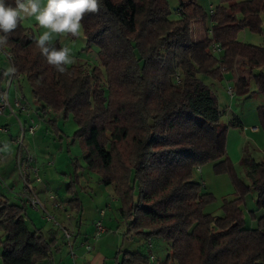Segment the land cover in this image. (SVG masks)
<instances>
[{
	"label": "trees",
	"instance_id": "obj_1",
	"mask_svg": "<svg viewBox=\"0 0 264 264\" xmlns=\"http://www.w3.org/2000/svg\"><path fill=\"white\" fill-rule=\"evenodd\" d=\"M262 11L264 0H218L211 12L197 0H177L173 9L167 0H101L100 12L81 22L85 45L97 47V64L65 65L62 73L47 63L22 21L1 46L41 113L71 114L86 168L119 200L124 237L163 240L166 260L174 264H264V160L244 157L248 184L237 177L225 142L228 127L241 121L232 115L220 124L223 112L203 80L219 78L222 68L237 69L233 90L250 93L253 79L264 97V47L237 39L241 29L260 31ZM197 21L207 24L201 38L191 32ZM213 42L221 55L210 52ZM257 116L264 128V103ZM206 163L227 173L234 187L233 198L222 201V215L204 211L214 197L193 179L194 169ZM69 187L67 202L79 213L80 197ZM249 191L261 211L251 228L241 209ZM0 232L2 264L54 258L56 228H30L23 205L1 193ZM120 253V264L149 262L141 249Z\"/></svg>",
	"mask_w": 264,
	"mask_h": 264
},
{
	"label": "rangeland",
	"instance_id": "obj_2",
	"mask_svg": "<svg viewBox=\"0 0 264 264\" xmlns=\"http://www.w3.org/2000/svg\"><path fill=\"white\" fill-rule=\"evenodd\" d=\"M197 1L204 10H208L209 4H212L213 6L218 4V0ZM167 2L171 9L177 6V0H167ZM46 3L47 0H41V7H44ZM174 17H176V15H174ZM21 21L28 29L30 35L37 39L44 31H47V29L40 27L34 16L24 18ZM196 27L197 24H193L192 28L196 29ZM193 29L192 33L194 35ZM237 39L242 42L264 47V11L261 13L260 31L254 32L249 29H241L237 33ZM55 41H58L63 47H67L69 49L70 56L74 60V63L72 64L81 62L82 58L87 59V62L90 65L97 64V47L94 45H85L82 29L80 30L78 37H73L70 34L53 33L50 44ZM83 63L86 64V62ZM8 68L9 61L5 55L1 53L0 72L1 70L7 72ZM237 72V69H225L222 71V77L219 79L215 80L213 78L203 77V80L213 89L217 100V106L219 110L223 112L220 117V124L226 125L232 117V112L240 117L243 122V128L241 129L228 127L225 150L234 166L237 177L244 183L248 184V178L245 176V172L240 164V159L242 156H245L252 157L255 161L264 160V128L260 125V121L257 116V107L264 103V97L257 92L253 79H250L249 82L250 93L241 95L233 91V96H229L226 93V89L227 87L234 89V79L237 76ZM20 83L22 86L21 92L24 96L23 99L22 95H20V99L24 102L30 112V116H26V119L34 120L36 124L35 135L37 134L38 137L42 139L40 140V143L43 146H46L47 149V157H43L42 159L40 158V160H43V163L46 164L45 159H50L48 161L50 163L48 168L49 171L52 172V175H45V173L41 171L40 175H42L43 183L50 186L54 194L60 196L61 199L67 196L68 193L66 188L68 185L72 190L80 189L79 184H81V180L84 178L90 182L89 186L93 188V190L97 187L98 189H101L102 184L99 185L97 182L99 176L86 168L84 160L86 149L83 141L73 136L76 125L71 114H67L64 117L62 113L55 112L50 108L46 109L45 113H41L40 109H38L39 104L35 101L32 95L27 79L22 77ZM1 84L3 83L1 82ZM252 127L256 128V130L252 129ZM13 130L15 131V127H13ZM249 131H256L257 133L251 134ZM1 141L3 143L1 142L0 148H3V150L0 151V191H7L3 181L7 182V176L13 174V172L16 173L14 160L15 151L11 149L7 141L3 139H1ZM38 168L41 169V166L39 165ZM44 172H47V170H44ZM18 177L17 173L14 174L15 179H18ZM193 179L200 181L202 190L210 192L214 197V200L205 206L204 211L213 215H222L223 212L221 204L223 199L230 200L234 196V187L230 176L227 173H215L213 171L212 164L206 163L194 169ZM82 197L86 208L84 210V214L80 215L81 224L79 227V233L83 234V236L85 235L91 237L92 234L89 229L95 207L98 204L103 205L104 203L101 202V196H98L99 199L95 200L92 196L93 201H90V199L83 193ZM256 199V193L249 191L245 194L244 201L241 203V209L245 219V227L247 228L254 227L256 225V216L261 214V211L257 210ZM47 213L48 214L46 215L54 217L52 210L48 209ZM253 216H255V218ZM42 217H44V215H42ZM56 218L58 219V215H56ZM39 223L42 224L43 228H47L49 225L51 226L50 223H52V221L41 220ZM145 240V238L139 236L138 240L135 239L132 240V242L133 244H135L136 241L140 242L143 246ZM125 246L126 244L124 247ZM140 248L141 246L136 247L135 250Z\"/></svg>",
	"mask_w": 264,
	"mask_h": 264
},
{
	"label": "crops",
	"instance_id": "obj_3",
	"mask_svg": "<svg viewBox=\"0 0 264 264\" xmlns=\"http://www.w3.org/2000/svg\"><path fill=\"white\" fill-rule=\"evenodd\" d=\"M213 7L214 6L212 4H209L208 10L210 11V8ZM193 24H197L196 29L192 28ZM206 27L207 24L201 21L193 22L191 25V32L193 29L194 35H196L195 37L201 38L205 34L204 30ZM81 60L82 61L78 64H83V62L88 63L87 59L82 58ZM220 77H222V72ZM6 79L7 75L1 81L3 84L0 83L2 92L6 91L7 99L12 106L16 99L20 101L21 106L18 108H14V113H12L8 108H5L2 112H0V144L2 142L1 139H3L7 141L11 149L15 151L14 160L16 173L19 177L18 179H15L14 174L16 173L14 172L13 174L7 176L8 181H3L4 185L6 186L5 189H7V191H0V193L4 195L9 202L23 205L26 211V222L30 228L40 227L44 230L49 228H56L57 232L55 241L57 248H54L53 251L54 258L47 264H120V251L132 252L131 250L134 251L136 247L140 246V249L143 252L147 253L149 255V258L152 257V259H149V262L147 264H174L173 262L166 260L167 253L169 251L166 243L163 240L158 238H148L145 240L142 246L140 242L136 241L135 244H133L132 242V240H138L139 236H133L131 238L124 237L123 234L125 231V226L118 212L120 203L117 196L114 194L113 187L111 185L103 186L102 184L101 189H98L97 187L95 190H93V188L89 186V181H87L85 178L81 180V184H79L80 189H75V192H77L80 197L82 209L81 212L75 213L72 210L70 204L67 202V199L69 197L68 194L65 198L61 199L60 196L54 194L50 186L43 183L42 175H40L41 171H43L45 175H52V172H50L48 168V166H50V163L48 162L50 159H45L46 164L43 163V160H40V158L42 159L43 157H47L46 146H43L40 143V140L42 139H40L37 134L35 135V131L32 134L26 131L27 127L31 123V120L26 119V116H30V112L25 106L24 102H22V100L20 99V95H22V98L24 99V96L21 92L22 86L20 83L22 76L18 79H14L10 84H7ZM231 114L235 115L234 112H232ZM238 119L241 121V127L237 128L241 129L243 128V122L240 117H238ZM20 125L24 126V130L22 133ZM13 127H15V131L13 130ZM249 132L251 134L257 133L256 131ZM21 136L22 144L19 146L16 140ZM1 150H3V148H0V151ZM26 156L32 157V160L27 164ZM244 157L245 156H242V158L240 159L242 168ZM18 161H20V163L22 164V172H20L17 168ZM39 165L41 166V169L38 168ZM34 168L37 169L39 180H36L33 171ZM44 170H47V172H44ZM25 182L31 184L32 191L35 193L39 201L44 205L45 210H52V212L54 213V217L60 227H54L53 223H50L51 226L49 225V227L43 228L42 224L39 223L41 220L46 221V219L42 217L43 212L40 209H34L29 204H27L26 199L28 192L26 191ZM98 183L99 185H101L100 182ZM82 193L86 195L87 198L90 199V201H93L92 196L94 197V200L99 199L98 196H101V202L104 203L103 205H96L94 215L91 218L89 229V231H91V234L93 235L92 232L94 231V222L99 218L98 211L100 209H104L102 223L106 231L99 237L100 239L98 238L95 240L92 238V236H83V234L79 233V227L81 224L80 215L84 214V210L86 208V206L84 205ZM50 194L56 196V198L61 201L63 205L62 208L57 209L53 207L52 201L49 199ZM56 215H58V219L56 218ZM61 228H65L69 231L71 235L70 244H67L66 240L62 237ZM1 235L2 232H0V236ZM127 241H129L130 243ZM125 244L126 246L124 247ZM87 245H90L89 250L86 249Z\"/></svg>",
	"mask_w": 264,
	"mask_h": 264
},
{
	"label": "clouds",
	"instance_id": "obj_4",
	"mask_svg": "<svg viewBox=\"0 0 264 264\" xmlns=\"http://www.w3.org/2000/svg\"><path fill=\"white\" fill-rule=\"evenodd\" d=\"M100 10L101 0H47L44 7H41V0H14V6L0 0V33H3L0 46L7 45L9 36L21 20L34 16L40 27L47 29L36 39V46L47 63L62 73L66 70L64 66L74 63V60L67 47L56 48L50 44L52 34L78 37L84 16ZM15 72V67H10L5 75Z\"/></svg>",
	"mask_w": 264,
	"mask_h": 264
},
{
	"label": "built area",
	"instance_id": "obj_5",
	"mask_svg": "<svg viewBox=\"0 0 264 264\" xmlns=\"http://www.w3.org/2000/svg\"><path fill=\"white\" fill-rule=\"evenodd\" d=\"M212 11V9L210 8V12ZM210 52L216 56H219L221 55L222 53V48L220 46L219 43L217 42H213L211 43L210 45ZM4 54L5 57L9 60V54L6 53L2 47L0 46V54ZM10 68V67H9ZM222 71L224 70V68L221 69ZM21 76L16 74V73H12V74H8L7 75V79H6V82L7 84H10L14 79H18L20 78ZM178 79V78H176ZM233 88L231 87H227L226 89V93L229 95V96H233ZM21 104H20V101L18 99H16L13 103V106L9 103L8 99H7V96H6V91H3L1 94H0V112H2L5 108H8L12 113H14V108H18L20 107ZM30 125L27 127L26 131L29 132L30 134H32L34 131H35V128H36V124L34 123L33 120L30 121ZM21 126V133L23 132L24 130V126L23 125H20ZM252 129L256 130V128L252 127ZM16 142L19 144V146L22 144V136L19 137ZM32 160V157L31 156H26V164ZM21 163L20 161L17 162V168L20 172H22V169H21ZM34 171V174H35V177H36V180H39V177L37 175V169L34 168L33 169ZM25 187H26V191L28 192V195H27V199H26V202L27 204H29L32 208L34 209H40L42 212H43V215L45 217L46 220H50L52 221L53 225L54 226H57V227H60L58 222L54 219L55 217H51V216H48L46 214L47 213V210H45L44 208V205L39 201V199L37 198V196L35 195V193L32 191V186L30 183H27L25 182ZM49 199L52 201V204H53V207L54 208H57V209H60L62 208V203L61 201H59L56 196L50 194L49 195ZM98 214H99V218L94 222V231H93V235H92V238L93 239H98L105 231V227L103 226V223H102V217L104 215V209H100L98 211ZM61 234L63 235L64 239L66 240L67 244H70V233L67 229L65 228H61ZM86 249L89 250L90 249V245H87L86 246ZM149 259H152V257H150ZM119 264V263H118Z\"/></svg>",
	"mask_w": 264,
	"mask_h": 264
}]
</instances>
